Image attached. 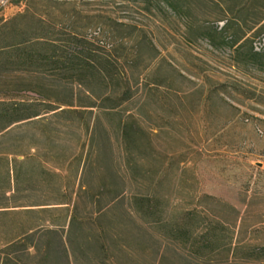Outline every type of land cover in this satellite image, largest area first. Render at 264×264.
Returning a JSON list of instances; mask_svg holds the SVG:
<instances>
[{"label": "rangeland", "instance_id": "rangeland-1", "mask_svg": "<svg viewBox=\"0 0 264 264\" xmlns=\"http://www.w3.org/2000/svg\"><path fill=\"white\" fill-rule=\"evenodd\" d=\"M41 29L57 45L85 37L113 78L81 84L0 62V98L48 111L14 136L57 173L17 194L33 206L0 217V230L34 227V245L56 248L74 211L77 242L105 232L90 264H264V69L249 54L264 52V0H0V48ZM123 89L114 109L97 100ZM63 185L71 202L59 204ZM174 229L187 239L168 242Z\"/></svg>", "mask_w": 264, "mask_h": 264}, {"label": "trees", "instance_id": "trees-1", "mask_svg": "<svg viewBox=\"0 0 264 264\" xmlns=\"http://www.w3.org/2000/svg\"><path fill=\"white\" fill-rule=\"evenodd\" d=\"M66 41H63L65 45H57V41L49 37L48 29H41L39 33L28 38L1 47L0 62H14L15 60L22 66H48L52 72H55L53 75L81 84L99 83L113 78L109 71L113 63L107 55L99 53L95 48L88 47L87 42H90L89 40L74 34ZM69 45L72 48L65 49V46ZM45 47H47L46 51ZM249 54L250 59H253L257 67L264 69V52L253 51L250 48ZM129 98L130 95L124 89L118 95L105 93L97 96V100L102 104L109 102L106 106L111 109L116 108ZM67 105L72 106L71 104ZM46 112L48 111L37 110L33 102L0 98V217H7L15 213V208L33 206L22 204L24 202L18 199L16 195L25 191L29 185L32 187V184L46 187L48 177L57 176L55 171L51 172L45 163L38 159V153L29 154L27 150L23 149V145L19 143L21 139L14 136V129H12L15 126L13 124L22 121L31 123L43 121L45 116L41 115ZM61 112L73 113L74 111L62 109ZM32 148L37 149L36 147ZM18 156H21V159H18ZM57 193L64 197L58 200L59 204L71 202V195L68 194L64 185L58 189ZM23 210H26L27 213L33 212L32 209ZM147 213L149 216H156V213L151 212L150 209L147 210ZM157 221L159 222V219ZM148 222L152 224L151 221ZM77 223V217L73 211L70 215L65 238L60 237L58 245L52 249L50 241H45L44 246L32 243V237L35 233L34 227L24 230L16 236L11 235L7 229L5 231L0 230V264H18L17 253L20 254L21 252L33 259L34 264H46L48 261H52L54 264H84L85 262L90 264L91 260L96 258L95 253L90 254V244H92L91 242L97 243V238L103 240L105 232H99L97 238H93L91 241L87 238L84 243L77 242L73 233V228ZM2 226L5 225L2 224L0 227ZM212 229L208 227L202 236L196 235V243H193L195 253H203L204 248L209 247L214 238L210 236L213 233ZM188 235L186 230L174 229L168 230L164 234V238L171 242L173 238L178 236L187 239ZM97 250L105 256L110 253L109 247L104 242L98 245Z\"/></svg>", "mask_w": 264, "mask_h": 264}]
</instances>
